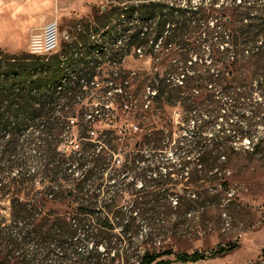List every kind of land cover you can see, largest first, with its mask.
<instances>
[{
    "label": "rangeland",
    "instance_id": "rangeland-1",
    "mask_svg": "<svg viewBox=\"0 0 264 264\" xmlns=\"http://www.w3.org/2000/svg\"><path fill=\"white\" fill-rule=\"evenodd\" d=\"M198 1L191 3L196 5ZM30 2L34 6H29ZM109 6V0H68L58 7L55 1L0 0V49L29 53L31 33L42 32L41 27L54 18L58 19L61 33L59 51L64 43L84 41L93 47L86 60L96 61L97 66L76 98L89 108L104 101L105 110L91 123H85L84 115L86 129L80 122L77 124L75 117H71L62 134L55 128L50 132L53 147L56 151L71 149L82 133L96 140L107 136L106 131L123 134L136 131L137 126L139 135L151 129L184 138L180 145L172 142L162 153L152 154L145 164H137L119 183L108 181L101 187L103 191L93 194L89 189V196L80 190L70 192V177L50 179L53 172L41 164L39 154L45 150L40 149L36 177L9 183V190L0 194V264H36V246L53 252L55 261L49 264H70L72 252L55 244L56 240L67 239L68 226H75L74 219L86 229L77 237H90L70 248L76 257L96 250L108 264H138L135 253L139 244L153 231L158 236L143 246L144 251H199L205 255L186 263L176 260L174 254L163 256L172 264H264V52L262 59L259 56V70H242L244 78L232 83L233 87L246 85L234 99L223 92L220 95L219 90L211 94L212 84L197 92L193 89L195 82L189 88H177L174 83L180 81L178 77L182 79L184 64L192 66L190 73L203 81L217 72V55L209 41L202 44L197 34L169 38L165 27L155 41L153 55L147 53L148 44L142 47L144 53L135 48H116L114 43L126 33L128 25L116 18L102 27L100 15ZM96 28H100L99 33ZM90 32L93 36L88 39ZM260 39L264 41V35ZM106 43L111 48L103 49ZM81 53L76 57L85 54ZM134 73L137 74L133 76ZM165 85L170 88L173 106L160 102L161 98L152 101L156 92L162 96ZM130 95L133 103L142 101L144 109L149 105L143 117L136 116L131 104L118 102ZM184 96L192 108L189 121L185 120ZM61 107L57 106L52 117L63 118L68 113L60 111ZM217 136L219 140L232 141L239 153L219 159L218 153L211 150L218 143ZM46 137L48 133L40 140ZM253 141L260 142L254 151ZM206 143L210 145L206 147ZM132 144L129 141L130 147ZM212 161L218 168H212ZM15 173L16 169L10 177ZM95 175L100 176V171L95 170ZM161 178L166 184L156 186ZM124 184L132 188L131 192H119L121 197L110 200ZM134 201L140 210L133 209ZM106 218L108 227L104 226ZM18 220L23 226L15 223ZM93 241L102 242L93 249ZM220 248L226 250L220 252ZM115 250L130 257L109 263ZM83 258L80 256L74 264H92Z\"/></svg>",
    "mask_w": 264,
    "mask_h": 264
},
{
    "label": "trees",
    "instance_id": "trees-1",
    "mask_svg": "<svg viewBox=\"0 0 264 264\" xmlns=\"http://www.w3.org/2000/svg\"><path fill=\"white\" fill-rule=\"evenodd\" d=\"M191 1L109 0L110 6L100 15L101 25L105 27L113 19L118 18L128 27L124 31L126 33L122 34V37L114 43V47L135 48L140 53H144L142 47L148 44L147 53L150 55L155 53V41L165 27H168L165 31L169 34V38L197 34L202 39V44L209 41L210 48H213L216 53L217 72L209 74L203 81L202 78H197L193 73H190L193 71L190 69L192 66L184 64L182 66L183 77L182 79L178 77L181 82H175V86L189 88V84L195 82L193 89L197 92L212 84L209 89L211 94L215 95V91L219 90L220 95L223 92V95L234 99L239 91L246 86L245 84H240L238 87L232 85L237 82L239 77L240 79L244 78L242 70L249 68L259 70L261 66L260 61L264 55H262L264 41L260 39L264 35V1L199 0L196 5ZM211 21H213L212 25ZM95 31L99 33L97 31H100V28H96ZM92 36L93 34L90 32L87 37L89 39ZM103 40L106 41L105 38ZM85 43L84 41L79 44L77 42L64 43L59 53L50 56L33 55L22 51L12 53L0 49V194L9 190L11 183H20L36 177L38 174L36 164L40 163L37 152H40V149L45 150L39 154L42 157L41 164L53 172L50 179L70 177V192L80 190L78 192L84 191V194L88 195L89 189H93L90 191L93 194L96 191H103L101 187L108 181H114V184H117L120 180L126 179L132 168H136V165L141 162L145 164L146 160L153 157L152 154L162 153L171 146L172 142L181 144L184 137L174 138L172 133L151 129L143 132V135H139L140 127L137 126L135 127L136 131L131 129L123 134L106 131L107 136L103 139L98 137L96 140L89 135L84 136L82 133L79 142L72 143L71 149L56 151L50 132L57 128L58 132H56L62 134L66 124L71 121V117L77 118V124L80 122V125L84 126V115L87 117L85 123H91L105 110L106 103L104 101H99L96 107L91 105L89 108L83 103L80 104L81 101L76 98L79 91L91 80L94 74L92 73L93 69L97 66L94 64L96 61L86 60V56L92 53L93 47ZM82 48L88 50L82 51ZM105 48L109 49L111 45L108 46L106 43V46H103V49ZM81 52H85V54ZM79 53L83 54L80 58L76 57ZM136 74L134 73L133 76ZM155 95L152 101L155 98H161L160 102L174 105L171 103L170 88L166 85L162 96ZM182 98L186 112L185 120L189 121L192 108L190 104L186 103L187 98L185 96ZM139 101L133 103V98L130 95L118 102L128 106L131 104L130 107L135 111L136 116L143 117L150 108L147 105L144 109L143 102ZM59 105H63L60 111L68 113L63 115V118L52 117ZM65 107H68L67 111H64ZM95 111L97 112L95 113ZM45 133H48L49 137H46L48 140L45 138V141H41L40 138ZM216 140L218 143L211 150L215 151L216 155L218 153L219 159L221 156L227 158L231 154L239 153L232 145V141L219 140L218 136ZM129 141L133 143L131 147ZM252 143V151H254L260 142L253 141ZM210 144L206 143L205 146L208 147ZM76 145L77 147H75ZM143 148H148L150 153L149 150L146 153L143 152ZM32 151H35L36 154H33ZM92 163L93 165H91ZM212 165V168H218L215 162ZM14 169L17 170V173L10 177ZM95 170L100 171V176L95 175ZM165 184L166 182L162 181V178L156 182V186ZM131 190L132 188L124 184L119 190L114 191L110 200L121 197L122 193H129ZM179 191L181 192V189ZM50 194H54V192H50ZM137 204L138 202L134 201L133 209L140 210V206ZM15 223H21L23 226L22 221L18 220ZM74 223L75 226L72 224L68 226L67 239L56 240L55 244L61 250L72 252L74 256L71 258L70 264L76 263L80 256L84 257L83 259H89L92 264H108L101 258L102 254L96 250L87 251L86 256L83 255L84 253H79L76 257L75 251L70 248H74V245L90 237L85 234L83 239L77 237V233L86 229L79 226L75 219ZM104 223L106 224L104 226H110L109 219L106 218ZM14 232L16 233V231ZM123 232L126 234L127 229H124ZM153 234L152 231L139 244L140 248L135 253V261L138 264H172L171 259H163V256L173 254L176 260L184 263L196 262L205 257L199 251L192 253L172 250L158 253L144 251L143 246L153 241L154 236H158V234ZM101 242L93 241V249ZM232 248L230 247V249ZM225 250V248H220L219 251L224 252ZM129 257L123 252L115 250L109 263L120 259L125 261Z\"/></svg>",
    "mask_w": 264,
    "mask_h": 264
},
{
    "label": "built area",
    "instance_id": "built-area-1",
    "mask_svg": "<svg viewBox=\"0 0 264 264\" xmlns=\"http://www.w3.org/2000/svg\"><path fill=\"white\" fill-rule=\"evenodd\" d=\"M60 34L61 33L59 29L58 19L54 18L48 21L42 27V32L31 33L29 38L28 52L30 54L39 55V56H50L59 53V47L61 41ZM91 83L95 84L94 81H92ZM86 86L87 84H85L84 87ZM36 248H38V256H37L36 264H44V263L49 264L53 262L54 259L51 256H55V255H53L52 251L45 249L43 250L37 246ZM54 249L56 250L57 248L54 247ZM56 262H58L59 264L63 263L60 261H56Z\"/></svg>",
    "mask_w": 264,
    "mask_h": 264
},
{
    "label": "crops",
    "instance_id": "crops-1",
    "mask_svg": "<svg viewBox=\"0 0 264 264\" xmlns=\"http://www.w3.org/2000/svg\"><path fill=\"white\" fill-rule=\"evenodd\" d=\"M44 1H48V2H54L55 1V7H58L59 6V4L60 3H62V2H68V0H44ZM29 4V6H34V2H30V3H28ZM44 14H46V13H44ZM42 28V27H41ZM34 29V28H33Z\"/></svg>",
    "mask_w": 264,
    "mask_h": 264
},
{
    "label": "water",
    "instance_id": "water-1",
    "mask_svg": "<svg viewBox=\"0 0 264 264\" xmlns=\"http://www.w3.org/2000/svg\"><path fill=\"white\" fill-rule=\"evenodd\" d=\"M106 9H104V11H105Z\"/></svg>",
    "mask_w": 264,
    "mask_h": 264
},
{
    "label": "bare ground",
    "instance_id": "bare-ground-1",
    "mask_svg": "<svg viewBox=\"0 0 264 264\" xmlns=\"http://www.w3.org/2000/svg\"><path fill=\"white\" fill-rule=\"evenodd\" d=\"M34 259V258H33Z\"/></svg>",
    "mask_w": 264,
    "mask_h": 264
}]
</instances>
